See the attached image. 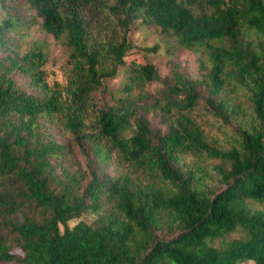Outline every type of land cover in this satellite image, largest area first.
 Returning <instances> with one entry per match:
<instances>
[{"label": "trees", "instance_id": "obj_1", "mask_svg": "<svg viewBox=\"0 0 264 264\" xmlns=\"http://www.w3.org/2000/svg\"><path fill=\"white\" fill-rule=\"evenodd\" d=\"M0 5V264H264V0ZM27 14L64 43L66 84L47 80L41 47L13 41ZM138 19L196 51L203 71L150 105L157 68L126 61Z\"/></svg>", "mask_w": 264, "mask_h": 264}, {"label": "rangeland", "instance_id": "obj_2", "mask_svg": "<svg viewBox=\"0 0 264 264\" xmlns=\"http://www.w3.org/2000/svg\"><path fill=\"white\" fill-rule=\"evenodd\" d=\"M4 16V11L0 5V22ZM28 21L24 25L18 26L17 30L11 33L13 41L18 44L21 51H26L34 46H39L46 54L47 62L45 64L46 78L53 84L60 82L66 84L69 73L68 52L64 43L47 33L40 25V19L31 18L27 14ZM129 40L131 47L127 52L126 61L136 59L142 63H152L158 71L159 78L149 83L142 92L141 103L150 105L156 97L163 96L170 85L176 82V75L181 74L190 79L198 78L203 71L200 66V55L191 49L181 46L177 39L165 33L156 24L143 23L141 19L135 20L130 25ZM2 51L0 50V56ZM123 70V69H122ZM121 70V72H122ZM122 74L106 80L109 88H116L122 79ZM18 82L27 87L26 77L22 74L16 75ZM109 96L102 92L99 93V101L102 103ZM149 117L156 125L164 126L161 117L155 116L149 109ZM204 127L213 137L219 138L222 143H229L232 140V131L220 128L216 123L208 121L201 117ZM55 134L60 141H67L70 138L63 135L56 129ZM76 165L86 167L87 157L81 149L75 145L72 153ZM112 173L115 170V164L112 163L108 168ZM88 216H83L87 218ZM78 219L70 221L73 226ZM241 264H255L254 261H246Z\"/></svg>", "mask_w": 264, "mask_h": 264}]
</instances>
